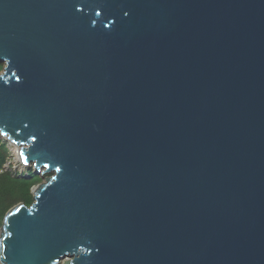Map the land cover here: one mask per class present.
<instances>
[{
  "label": "water",
  "instance_id": "95a60500",
  "mask_svg": "<svg viewBox=\"0 0 264 264\" xmlns=\"http://www.w3.org/2000/svg\"><path fill=\"white\" fill-rule=\"evenodd\" d=\"M0 64V264H264V0H0Z\"/></svg>",
  "mask_w": 264,
  "mask_h": 264
},
{
  "label": "trees",
  "instance_id": "16d2710c",
  "mask_svg": "<svg viewBox=\"0 0 264 264\" xmlns=\"http://www.w3.org/2000/svg\"><path fill=\"white\" fill-rule=\"evenodd\" d=\"M2 64H0V72ZM10 160L7 144L0 139V227L5 214L15 206L23 204L30 207L33 203L31 189L40 184L42 178L33 174L32 169L27 171V177L5 167Z\"/></svg>",
  "mask_w": 264,
  "mask_h": 264
},
{
  "label": "rangeland",
  "instance_id": "374dc122",
  "mask_svg": "<svg viewBox=\"0 0 264 264\" xmlns=\"http://www.w3.org/2000/svg\"><path fill=\"white\" fill-rule=\"evenodd\" d=\"M2 70H3V65H2ZM1 73H2V71L0 72V74H1ZM0 139H2V138L0 137ZM2 140H4V139H2ZM4 141H5V140H4ZM5 142H6V141H5ZM6 144H7V143H6ZM7 146L9 147V153H10V160H9V163H8V167L10 166L11 169H12V171L17 172V173H19V174H23L24 176L27 177V175H28V174H27V171H28L29 169H32L33 174L39 175V176L42 178L41 184H42V183L45 184V183L47 182V179L50 178V177L53 175L52 173H44L42 170H41V173H36L32 166H30V167H24V166L20 163V161H19V159H18V156L16 157V156L12 153V150H13V149H18V148H17V147H14V146H9V145H7ZM68 261H69V259H67V260H61V261L59 262V264H66Z\"/></svg>",
  "mask_w": 264,
  "mask_h": 264
},
{
  "label": "bare ground",
  "instance_id": "6f19581e",
  "mask_svg": "<svg viewBox=\"0 0 264 264\" xmlns=\"http://www.w3.org/2000/svg\"><path fill=\"white\" fill-rule=\"evenodd\" d=\"M12 153L17 157L18 156V149H13ZM18 159H19V156H18Z\"/></svg>",
  "mask_w": 264,
  "mask_h": 264
},
{
  "label": "snow or ice",
  "instance_id": "6c2138e0",
  "mask_svg": "<svg viewBox=\"0 0 264 264\" xmlns=\"http://www.w3.org/2000/svg\"><path fill=\"white\" fill-rule=\"evenodd\" d=\"M21 156H23V153H21ZM60 169H57V171H59Z\"/></svg>",
  "mask_w": 264,
  "mask_h": 264
}]
</instances>
